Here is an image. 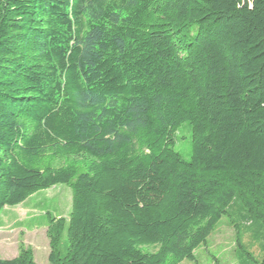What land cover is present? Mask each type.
<instances>
[{
  "label": "trees",
  "instance_id": "obj_1",
  "mask_svg": "<svg viewBox=\"0 0 264 264\" xmlns=\"http://www.w3.org/2000/svg\"><path fill=\"white\" fill-rule=\"evenodd\" d=\"M59 185L49 264L194 261L224 217L264 239V0H0V214Z\"/></svg>",
  "mask_w": 264,
  "mask_h": 264
},
{
  "label": "rangeland",
  "instance_id": "obj_2",
  "mask_svg": "<svg viewBox=\"0 0 264 264\" xmlns=\"http://www.w3.org/2000/svg\"><path fill=\"white\" fill-rule=\"evenodd\" d=\"M191 137L187 124L177 135L176 151L185 159L191 156ZM80 169L81 173L84 172L82 165ZM71 198L70 189L59 185L37 193L22 205L5 208L0 214V258H16L23 243L32 249L37 264H49L51 245L46 217L51 213L57 218L68 219ZM242 233H238L237 227L224 217L208 238L206 246L196 250L195 260H185L181 264H243L247 258L243 247L254 259L261 260L264 239L258 240V236L247 230ZM144 251L156 253L159 249L147 248Z\"/></svg>",
  "mask_w": 264,
  "mask_h": 264
}]
</instances>
